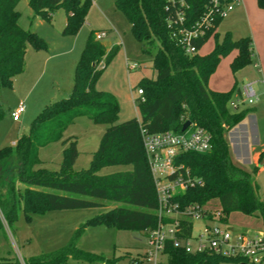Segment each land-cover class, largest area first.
I'll list each match as a JSON object with an SVG mask.
<instances>
[{
	"label": "trees",
	"instance_id": "obj_1",
	"mask_svg": "<svg viewBox=\"0 0 264 264\" xmlns=\"http://www.w3.org/2000/svg\"><path fill=\"white\" fill-rule=\"evenodd\" d=\"M19 1L0 0V90L12 87L14 77L25 70L30 49L48 47L36 32L20 26ZM257 3L264 8V0ZM29 5L34 15L50 23L55 12L63 9L67 18L62 34H75L86 21L92 0H29ZM115 6L129 21L131 32L142 44L143 51L152 55V68L156 72L154 77H142L134 87L143 90L138 99L140 117L118 122L117 97L96 88L120 46L113 45L107 51L91 32L76 64L69 94L46 105L28 132L20 135L14 144L0 148V165L11 162L18 166L16 176L7 181L9 193H0V210L10 222L21 204L28 219L31 214L48 210L102 207L105 202L121 204L87 219L60 251L46 259H31L30 264L62 263L69 258L104 264L138 263L125 261V256L106 257L84 251L76 246V241L88 226L106 225L144 232L157 227L158 195L143 145L142 126L150 132H182L184 123L190 120L206 128L212 137L209 151H188L176 157L181 170L188 169L199 182L178 193L175 199L182 205L218 199L226 220L231 212L239 211L259 217L264 227V195L260 194L254 176L256 170L249 172L233 161L226 138V133L242 121L250 108L230 112L228 103L238 89L215 91L208 86L221 58L231 51H238L230 64L234 73L252 63L251 37L234 39L226 32L219 40V33L215 32L212 51L188 55L172 38L167 22L171 14L168 0H115ZM209 36L196 43L198 49ZM3 115L0 107V119ZM79 116L107 124L99 147L92 153L90 166L82 170L73 168L79 154L75 140L65 147L58 168L43 166L38 150L52 142H66L64 131ZM263 155L264 152L261 159ZM114 165H131L132 169L105 175L97 173L104 166ZM4 180L0 174V185ZM184 226V235L189 236L192 221H186ZM165 253L167 264L241 263L244 260L212 253L191 254L171 242H167Z\"/></svg>",
	"mask_w": 264,
	"mask_h": 264
},
{
	"label": "rangeland",
	"instance_id": "obj_2",
	"mask_svg": "<svg viewBox=\"0 0 264 264\" xmlns=\"http://www.w3.org/2000/svg\"><path fill=\"white\" fill-rule=\"evenodd\" d=\"M17 9L20 12V26L36 32L47 42L48 47L43 50L42 55L54 54L55 56L50 64L43 66L41 71L33 72L31 70L30 73L29 70L26 73L18 74L13 80L12 87H4L0 90V107L4 110V115L0 119V148L11 145L20 135L28 132L31 123L40 111L46 105L64 96L63 92L74 78L76 64L91 32H94L95 35L105 32L106 35L100 40L101 42L111 46H120V50L97 81L96 88L117 97L120 103L118 122L140 117L137 99L139 96L134 87L142 77H154L156 72L152 68V55L143 51L142 44L131 32L129 21L115 6V0H92L86 21L75 34H62L67 18L63 9L55 12L51 23L34 15L29 0H20ZM231 13L224 17L221 23L228 22ZM233 22L237 27L233 34L235 39L248 36L244 23H241L239 19H233ZM223 26L219 27V40L225 34ZM252 42L254 46L253 39ZM215 43V35L209 36L201 48V53L212 51ZM233 51L223 56V59L221 58L222 70L219 71V75L217 74L221 80L217 81L215 76L213 82L215 80V86H222L218 88H225L226 85L223 86L225 73L232 75V86L237 88L242 87L243 81L258 80L253 85L257 94V102L248 105L256 107V110L246 114L241 123L233 130L238 136V144L241 149L243 144L241 139H247L244 143L248 146L247 156H238L234 151L232 132H228L226 138L232 147L233 160L249 172L256 170L254 176L260 186V194L264 195V164L262 166L258 164L263 161L264 155L262 159H258V162L255 160L257 154L264 152V77L254 67L255 59L239 71L235 73L231 71L230 63L238 52L236 49ZM52 62L59 64L56 70H53V66L51 67ZM128 63L134 67L129 69ZM209 87L213 88L211 84ZM236 98L234 99L236 100ZM21 104H24L25 111L22 113L21 119L15 121L11 112ZM228 110L235 112L229 104ZM106 127L107 124L94 122L86 116L77 117L64 131L63 139H66V142L59 140L38 150V157L42 161V165L51 169L58 168V164L63 159L65 147L71 140H75L79 154L73 168L75 170L88 168L91 164L92 153L99 147ZM240 153L242 154V151ZM2 168L4 169L0 171V174L4 175L5 180L0 185V193L8 194L7 181L16 176L18 166L9 162ZM131 169V165L104 166L98 169L97 173L105 175ZM120 204L105 202L102 207L48 210L42 214H31L30 219L26 217L21 204L17 207L16 214L10 222L6 221L0 210V262L30 264V261L35 258L46 259L56 254L70 241L80 224ZM219 204L218 199H212L206 203L207 206H219ZM200 225L201 221L195 222V234H197ZM228 229L233 239L241 233H247L249 236H264L261 219L239 211L230 213ZM76 246L84 251L106 257L125 256V261L135 260L139 262L138 264H153L146 259L143 260L145 252L149 249L148 237L144 231L117 229L114 226L106 225L88 226L76 241ZM161 259L163 263L159 264H166V256H162ZM50 264L104 263H91L69 258L62 263ZM221 264L240 263L223 262Z\"/></svg>",
	"mask_w": 264,
	"mask_h": 264
},
{
	"label": "built area",
	"instance_id": "obj_3",
	"mask_svg": "<svg viewBox=\"0 0 264 264\" xmlns=\"http://www.w3.org/2000/svg\"><path fill=\"white\" fill-rule=\"evenodd\" d=\"M239 1L168 0L171 14L167 22L172 38L188 55L199 53L196 43L208 34L214 35L217 22L226 17ZM105 35L102 32L95 36L101 40ZM129 66L134 67L131 64ZM253 85V82L245 83L241 95L236 100L229 101L228 104L234 111H240L242 105L257 102ZM137 94L139 99L143 90L138 88ZM24 111V104L13 110V120L19 121ZM141 135L157 190L156 213L159 218L157 227L146 231L149 249L143 260L159 264L163 263L161 257L166 256L167 264L165 248L167 242H171L174 247L191 254L212 253L225 257H241L244 258L242 262L247 264H264L263 235L249 236L241 233L233 239L220 204L207 206V201L182 205L175 199L178 193L199 182L198 178L190 175L188 169L181 170V166L176 164V157L188 151H209L212 147L209 131L203 126L191 123L182 132H150L142 126ZM188 220L192 221V229L190 235L186 236L184 223ZM196 221H201L197 234L194 233Z\"/></svg>",
	"mask_w": 264,
	"mask_h": 264
},
{
	"label": "crops",
	"instance_id": "obj_4",
	"mask_svg": "<svg viewBox=\"0 0 264 264\" xmlns=\"http://www.w3.org/2000/svg\"><path fill=\"white\" fill-rule=\"evenodd\" d=\"M256 4L258 5L257 0H240L239 2H237L235 4L234 9L232 10L234 12L233 13H231L232 11L230 12L231 18L226 23L220 22L219 26L216 29V32L219 33V27L224 25L223 28L225 30V33L230 32L233 36L235 31L237 30V27H236L235 23L233 22V19H236V20L239 19L241 21V23H244L245 29H247L246 32L248 33V36L250 35V37H252L251 39L254 40V46H253V51H254L253 60L255 59L254 67L257 68L259 74L264 77V9L257 7ZM54 16H55V14H54ZM102 43L104 44L107 51L112 47L109 44L107 45L104 42H102ZM199 53L203 54V53H201V49H200ZM207 53H209V52H207ZM42 54H43V50L30 49L26 54V67L22 73H26L29 70H30V73H31V70H33V72L41 71V69H43V66L45 67L46 65L50 64L51 60L55 56L54 54H50L47 56H43ZM204 54H206V53H204ZM231 60H232V58H231ZM230 61H229V63H230ZM129 64L130 63H128V67H129V69H131ZM52 66H53V70H56L59 67V64L52 62L51 67ZM137 66H138V64H137ZM221 67H222V61H220L215 72L210 76L209 81H208V86H209V84H211L213 86V88H210V87L209 88L212 90L229 91L233 88V86H232V81H233L232 75H230L228 73L224 74L225 75L224 76L225 81H224L223 86L226 85L225 88H218V87H222V86H215V83H216L215 80L213 82V78H215V76L217 77L219 75V71L222 70ZM22 73H20V74H22ZM229 75H230V78H229ZM216 80L220 81L221 78L217 77ZM257 81L258 80L248 81V82L256 83ZM72 82H73V80L69 83L68 86H66V89L63 92L64 96H61V97H65L69 94V91L71 90V87H72ZM245 83H247V82L243 81L242 86ZM237 89H238V91L236 93H234L232 99H234L236 97L238 98L241 95L242 87H239ZM246 108H250V110L246 114L256 110V107H249L248 105H242L241 106V110L246 109ZM246 114H245V116H246ZM126 120H128V119H126ZM238 125H236V126H238ZM243 126H244L243 128H245V125H243ZM235 127L228 131L230 133L232 132L231 137H232V141L234 142V151L236 152V154L238 156H240V155L247 156L246 154L248 153V151H247L248 146H246V144H244L245 141H247V139L246 140H244L243 138L241 139V141L243 143L242 149H241L240 144H238V138H237L238 136L233 131L235 129ZM15 141L12 142V144H14ZM240 151H242V154L240 153ZM230 153H232V147L231 146H230ZM262 153H263V151L261 152V154H257L255 156V160H257V162H258V159L261 157ZM231 157H232V155H231ZM232 159H233V157H232ZM258 164H259V166H262L264 164V159L261 163H258ZM3 165L6 166V164H2V165H0V168H2ZM237 165H239V164H237ZM239 166H241V165H239Z\"/></svg>",
	"mask_w": 264,
	"mask_h": 264
},
{
	"label": "water",
	"instance_id": "obj_5",
	"mask_svg": "<svg viewBox=\"0 0 264 264\" xmlns=\"http://www.w3.org/2000/svg\"><path fill=\"white\" fill-rule=\"evenodd\" d=\"M190 124H191V121H190V120L186 121V122L184 123L183 127H182V130H183V131L186 130ZM240 264H247V263H245V262H241Z\"/></svg>",
	"mask_w": 264,
	"mask_h": 264
}]
</instances>
